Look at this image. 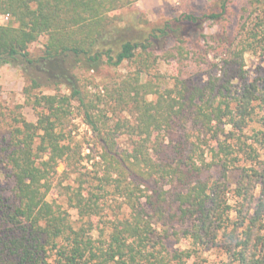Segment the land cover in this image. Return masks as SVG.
Returning a JSON list of instances; mask_svg holds the SVG:
<instances>
[{"label": "trees", "instance_id": "obj_1", "mask_svg": "<svg viewBox=\"0 0 264 264\" xmlns=\"http://www.w3.org/2000/svg\"><path fill=\"white\" fill-rule=\"evenodd\" d=\"M137 1L0 0V18L9 17L0 24V66L24 71L23 94L37 117L16 119L20 125L0 153L15 190L9 199L0 188V264H187L218 239L233 264H264V69L235 90L228 87L230 77L220 87L180 77L172 83L146 80L159 54L180 63L193 51L199 64L209 57L186 33L196 24L219 25L211 51L227 61V75L241 70L238 58L264 43V0L254 1V26L242 27L246 32L236 46L227 29L235 0H221L211 14L168 20L137 39L116 38L121 11ZM43 36V54L36 58L30 46ZM128 62L137 70L115 95L129 117L112 126L100 107L101 93L81 90L75 70ZM52 84L70 92H36ZM74 108L101 145L96 186L83 178L81 151L66 143ZM253 123L260 129L249 138ZM119 135L128 140L124 149ZM229 166L238 177L231 189L234 205L224 180L210 184L207 178L212 170L226 175ZM57 184L62 201L49 199ZM104 192L125 210L109 213ZM169 222L188 226L191 248H166L162 232Z\"/></svg>", "mask_w": 264, "mask_h": 264}, {"label": "rangeland", "instance_id": "obj_2", "mask_svg": "<svg viewBox=\"0 0 264 264\" xmlns=\"http://www.w3.org/2000/svg\"><path fill=\"white\" fill-rule=\"evenodd\" d=\"M221 0H138L131 7L121 11L122 20L116 24V28L119 30L116 35L118 39L130 38L137 39L142 35L150 33L153 29L162 26L166 21L173 20L181 17L184 14L202 15L205 13L211 14L219 11ZM255 0H235L231 5L228 12V27L229 34L236 40L235 46L239 45L241 41L242 33L245 34L243 26L246 25L248 30L254 26V19L256 16L257 5ZM9 17L0 18V24H6ZM191 31V33H190ZM186 33L189 37H192L194 42H200L197 46L199 50L210 51L209 57L200 62L198 56L194 51L191 53L189 60L182 63L178 57L168 58L159 54V58L152 63L146 80L151 81L154 84H160V80L168 79L171 83L175 78L180 77L188 79L193 84L205 87L211 83H223V80L230 77L231 80L228 87L232 90L234 86L243 81H254L259 78L262 69H264V43H258L255 48L245 52L243 57H237V60L242 69L238 72H227V65L222 56L217 55L211 51V47L215 46L213 36L219 39L220 28L218 24L206 23L200 25H193L186 29ZM47 39L41 37L37 42L30 46V50L34 57H38L43 54V49ZM234 49V48H233ZM239 49V48H238ZM166 57V58H163ZM208 61V62H207ZM137 67L135 63H125L118 68L109 66H102L98 71L88 72L82 68L76 69L75 73L79 78V85L81 90L89 95H95L101 93L102 98L100 102L101 109L107 114L108 123L114 126L117 121L129 117L127 111H124L126 106L121 102L123 98H119L115 95L116 89L122 86V82L126 78L133 77ZM34 72H38V70ZM26 85V77L24 71L17 66L11 64H4L0 66V153L2 148L6 146L11 139L13 130L20 124L16 119L23 117L30 122H35L37 117L31 106L26 104L25 95L23 89ZM227 86V85H225ZM43 92L44 94L55 93H69L66 85L44 86L41 90L36 92ZM154 98V97H152ZM122 104V105H121ZM260 129L259 124L253 123L247 130L248 137H252L253 131ZM125 131L124 129L120 130ZM67 140L66 143H70L72 146H77L81 151V172L84 175L85 181H93L92 178L101 176V166L97 163L99 161L98 155L100 154L101 145L98 139L91 131V129L84 123L80 111L78 108H74L73 114L66 126ZM120 137V135H119ZM251 142V140H249ZM118 143L121 149L128 146V140L126 136H121L118 139ZM209 159V156H208ZM95 164V165H94ZM242 163H240L241 165ZM3 165L0 160V188L4 191V195L12 199L14 198V183L10 175L2 169ZM58 172L61 173L65 169V165L62 163L58 166ZM230 170H227L226 175L219 170H212L207 174V178L210 180V184L217 180H224V185L229 189L230 204L234 205V199L231 196V189L236 187L237 183V171L229 166ZM3 170L5 173H3ZM99 175V176H98ZM65 185V184H64ZM93 186L98 185L97 181H93ZM87 186V184H86ZM154 188V185H151ZM165 189H171L170 185H166ZM106 199L110 205L108 212L116 211L121 213L125 210L119 207L121 200L116 199L112 193H106ZM63 190L59 184L52 190L50 194V200L58 199L62 201ZM77 219V213L74 210H70ZM235 213H231L233 218ZM162 226V225H161ZM160 226V227H161ZM180 222H170L163 228L166 231L162 232V236L165 241L166 248L170 252L184 251L192 246V239L186 235L185 228ZM220 238V237H219ZM187 264H233L231 260L226 256L221 248V241L209 242L200 252L199 258H193L186 261Z\"/></svg>", "mask_w": 264, "mask_h": 264}]
</instances>
